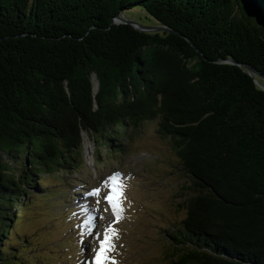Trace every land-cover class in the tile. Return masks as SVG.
Listing matches in <instances>:
<instances>
[{
    "label": "trees",
    "instance_id": "obj_1",
    "mask_svg": "<svg viewBox=\"0 0 264 264\" xmlns=\"http://www.w3.org/2000/svg\"><path fill=\"white\" fill-rule=\"evenodd\" d=\"M134 9L208 61L177 35L111 24ZM250 31L264 0H0V264L42 262L17 226L40 202L72 213L84 134L117 158L153 121L193 193L162 231L168 264H264V112L237 69L211 63L245 57Z\"/></svg>",
    "mask_w": 264,
    "mask_h": 264
},
{
    "label": "rangeland",
    "instance_id": "obj_2",
    "mask_svg": "<svg viewBox=\"0 0 264 264\" xmlns=\"http://www.w3.org/2000/svg\"><path fill=\"white\" fill-rule=\"evenodd\" d=\"M124 14L139 24H152L137 9ZM157 131L156 121L145 123L133 134L126 154L116 158L102 150L98 159L99 145L84 134L81 170L64 178L63 189H72L66 194L72 213L61 219L57 214L65 213L63 206L48 208L40 202L26 209L25 221L17 226L30 241L27 249L33 248L29 256L38 254L42 264H90L99 247L97 237L102 239L110 226L116 232L110 253L115 264H168L169 246L162 231L180 224L184 202L193 193L191 181L177 169V155ZM116 172L122 174L124 192L118 220L103 199L110 192L103 182ZM98 187L100 195H90Z\"/></svg>",
    "mask_w": 264,
    "mask_h": 264
},
{
    "label": "water",
    "instance_id": "obj_3",
    "mask_svg": "<svg viewBox=\"0 0 264 264\" xmlns=\"http://www.w3.org/2000/svg\"><path fill=\"white\" fill-rule=\"evenodd\" d=\"M150 23L152 24H139L134 20L123 16H116L111 22V24L114 25H128L140 33H169L177 35L183 38L204 61H208L203 57V54L199 51V49L193 45L189 38H186L178 31L166 25H155L154 21H150ZM248 36L250 37L249 40H251L252 45L250 51L243 53L246 55H244L245 57H241L239 59H232L229 57L217 58L214 61H211V63L214 65L229 66L237 69L248 83L249 88L252 90L256 106L259 110L264 112V32L257 34V32L255 33L250 31ZM94 87L96 88L97 84H94Z\"/></svg>",
    "mask_w": 264,
    "mask_h": 264
},
{
    "label": "snow or ice",
    "instance_id": "obj_4",
    "mask_svg": "<svg viewBox=\"0 0 264 264\" xmlns=\"http://www.w3.org/2000/svg\"><path fill=\"white\" fill-rule=\"evenodd\" d=\"M122 174L119 172L109 176L104 182V186L110 187V192L103 197L104 200L110 205L117 220L123 211L122 200L124 199L123 185L119 182ZM101 188H95L91 191L90 195L99 196ZM99 201H97L98 203ZM116 236V232L112 227H108L103 233V238L99 236V247L95 250V257L90 264H115L114 259L110 253L114 250L115 245L112 243V238Z\"/></svg>",
    "mask_w": 264,
    "mask_h": 264
}]
</instances>
